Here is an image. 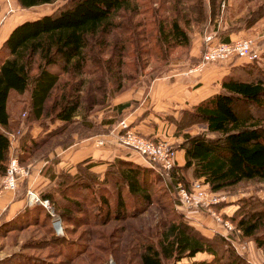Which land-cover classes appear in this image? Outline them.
<instances>
[{
    "label": "trees",
    "instance_id": "1",
    "mask_svg": "<svg viewBox=\"0 0 264 264\" xmlns=\"http://www.w3.org/2000/svg\"><path fill=\"white\" fill-rule=\"evenodd\" d=\"M16 1L22 7H29L54 0ZM152 4L142 6L138 0L131 3L130 0H66L48 13L23 19L12 26L0 44V172H3L10 153L5 132L9 125L6 99L10 89L16 92L29 89V108L36 119L43 114L47 99L58 85L60 91L53 102L55 107L51 121L56 120L59 129H64L83 103L82 87L92 81L86 79V73L99 69L101 64L105 70H110L115 58L113 70L118 77L114 79L117 89L113 91H119L122 86L120 79L129 76L121 72L123 57L127 53L125 50L131 44L134 28L146 22L143 15L145 8H150L154 38L158 47L162 48L163 56L168 48L188 47L190 38L184 29L186 19L183 13L187 10L199 13L202 0H156ZM133 19L135 22L131 24ZM118 33V37L114 36ZM136 33L140 34L138 29ZM220 39L230 40L224 36ZM131 47L136 50V60L141 52L147 51L134 42ZM256 63L255 58L231 65L220 78L216 92L179 109L175 117L166 116L170 121L175 119V133L182 136L177 145L183 149L184 161L181 165H176L174 161L166 172L149 163L115 157L100 173L92 170L91 163L84 160L76 163L74 173H50V181L39 193L41 198L49 200L58 215L60 233L54 230L47 209L37 203L26 204L7 220L1 218L0 225L5 229H20L27 224L46 221L55 250L59 255L71 258L86 249L84 242L65 238L67 231L85 222L81 221L82 214L90 213L96 223L101 213L106 219L134 216L141 210L127 211L126 196L141 206H147L154 198L152 185L158 184V188L168 196L169 202L165 205L172 206L165 211L167 219L155 235L141 229L133 231L138 245L134 264H164L166 261L170 264H251L230 241L240 236L252 238L257 246H264L263 199L254 196L239 199L242 205L228 217L235 230L225 231L224 235L219 232L205 235L185 220L183 213L175 207L173 191L178 181L186 187L190 184L184 176L186 169L190 170L193 178H201L213 192L242 180L264 179V66ZM60 74L67 75L62 83ZM95 82H98L96 90L99 95L91 96L90 103L86 102L84 106L85 110L102 102L106 92L99 77ZM128 104L126 101L112 106L115 119L121 117L120 110ZM197 122L204 124V128L191 133L187 127ZM105 123L109 126L113 120L104 118L94 122L82 119L76 123L75 136L69 131L64 136L62 147L72 143L75 137L102 133ZM59 129L55 126L47 130V136L56 134ZM28 134L21 135L18 159H21L22 153L27 154L37 148L44 139ZM48 169L49 165L43 172L48 173ZM108 181L114 187L112 197L103 186ZM79 235L85 234L80 231ZM104 247L107 248V245L96 248L102 250ZM198 252H205L210 257L192 259ZM16 255L22 257L23 264H52L47 256L20 255L19 252ZM183 257L190 260L182 262ZM6 259H1L0 264H10Z\"/></svg>",
    "mask_w": 264,
    "mask_h": 264
},
{
    "label": "rangeland",
    "instance_id": "2",
    "mask_svg": "<svg viewBox=\"0 0 264 264\" xmlns=\"http://www.w3.org/2000/svg\"><path fill=\"white\" fill-rule=\"evenodd\" d=\"M65 1L66 0H54L49 3H41L29 7H22L17 3L16 0H0V22L3 19L5 20L9 18L10 16L15 18L14 20L17 21L35 18L41 14L52 11L56 7H59L61 4H63ZM132 1L133 0H130V3ZM138 1L142 6H152V3L156 0ZM143 15L146 22L143 24V26L140 25L134 28V34L131 37L130 41L131 44L133 42L135 44L137 43V45L147 49V51L141 52V55H139L138 57L139 59L136 60L134 58L136 50L131 47V44L127 46L125 50V52L127 53L123 57L124 65L121 68V72H124L129 76L123 78L122 80L120 79L122 86L119 91H113V89H117L115 88L117 82L114 79L118 77L116 71L113 70V63L115 62V58H113L112 63L110 64L112 65V68L110 70H105L103 64H101V66H99V69H96L90 73H86V79L92 80V83L86 82L82 87V91H80V93L81 98L83 99V103L78 109L73 120L68 123L64 129H59L56 120L51 121L52 115H54L55 107L53 102L56 94L60 91L58 85L53 89L49 98L47 99L43 114L36 119L33 118L29 108V89L26 88L22 92H16L12 90L10 91L7 101V107L11 121L9 122L8 127L5 128V132L9 139L8 150L9 152H11L9 154H12L14 152L18 162L21 165L25 166L27 169L26 175L19 177L17 184L22 182L33 172L31 167L34 166L35 163L41 162L42 159L47 157L49 153L54 152L56 148L62 147L61 141L68 131L69 133L75 135L77 129L76 126H78V124L76 123L81 121L82 119H91L94 122H98L97 120L100 121L104 118L112 119L113 124L109 126L107 125L108 127L106 126V123L102 125V133L105 132L114 134L116 141V132L118 131L117 122L121 118L119 117L120 119H115L116 117L113 116L114 112H112V109H109L113 106L112 101L115 95L125 89H129L134 85H146L153 77L162 75L171 67L186 68L192 64H195V58H189L188 51L191 44L193 45L197 43V39L199 40L200 52H202L205 48L202 38L206 35H210L213 40L217 41H220L221 36L226 35V33H233L231 39H235L238 37L251 38L256 43V46H258L259 51V56L258 58H256V64L259 66H264V0H202L201 11L199 13H197L196 11L190 12L188 10L183 13L186 19L184 23V29L190 38L188 47L185 48V46H182L179 48H168L165 50V56H163L164 53L162 52V48L158 47V45L156 44V39L154 38L155 28L154 24L151 22L152 19L149 16V7L145 8ZM134 22L135 19L131 20V24H133ZM137 29L139 30L140 34L136 33ZM128 32L130 33V31ZM114 36L118 37L119 33L114 34ZM141 38H143V40H140ZM115 47L117 49V44L115 45ZM103 56H105V53L103 54ZM241 58L246 59L245 57ZM228 59L237 60V57H228L222 60L208 63H217ZM59 77L60 83H62V80L67 78V75L60 74ZM98 77L99 80L102 81V86L106 89V92L102 96L103 100L102 102L99 101L98 104L93 105L90 110H85L84 106L87 103H90L91 96L93 95L96 97L99 95L98 90H96V85H98V82H95ZM166 115L164 117L165 119L167 118ZM170 120L169 122H171V125H173L172 132L175 135V119H173L172 121ZM33 125H36L38 129L35 137H44V141H40L39 146L33 151H29L27 154L22 153V157L20 156L21 159H18V156L20 155L19 153H21V151H19V143L22 141L23 137H21V135H23L24 133L28 134L29 129L33 128ZM55 126L56 129H59V132L47 136V130L52 129ZM203 128L204 124L198 122L193 123L192 125L187 127V129H189L190 131H199ZM178 134L181 135L180 133ZM28 136L29 134L27 135V138ZM149 137L155 140H163L170 144L173 148H176L177 146L175 141L169 142L166 138H160L158 136ZM96 140L99 141L101 139ZM101 141L103 144V140ZM100 143L97 142L98 145H100ZM117 145L124 147L120 143H118ZM54 160L55 156L53 155L51 161ZM145 163L148 164L147 162ZM44 168L45 166H40L39 172L43 173L42 171ZM75 170L76 165L74 166V171L72 173H74ZM59 172L70 173L69 171H67V168L65 170H60ZM187 172L189 174L190 170H184V173ZM3 173L4 170L3 172H0V189H4L2 188ZM196 179L201 178L192 177L190 183ZM35 183L30 187H26L25 190L27 188H32L39 194L46 184L41 186L39 189H36L37 184ZM103 186L107 188V191L112 197V194L114 192L112 182L108 181L107 183H104ZM188 186L189 185H187V187ZM202 189L205 192V194L203 195V197H205L203 200L205 201H203L202 205L198 207H189L184 210L177 208L175 204V207L183 213V217L185 220H196L202 226H204L205 223H208V219H210V214L212 211L218 213L222 220H227L232 223L228 217L234 212V210L242 205V202H239V199L241 198L254 196L264 200V179L242 180L233 186H229L215 192L210 191L207 184L203 183ZM152 195L154 197L153 202H151L147 206H141L137 204L133 198L126 196V199L128 201L127 204L129 206L127 208V211L130 212L141 210V212L136 213V215L134 216L128 215L127 217H124L122 219H106L102 217L104 213H101V216H99V218H101L99 219V222L96 223L93 217L90 216V213L88 215L82 214L81 221L83 220L85 222H82L83 224L71 228L70 231H67L65 234V238L69 240L76 239L79 242H84L86 249L83 252L81 251L70 256L71 258L59 255V253L55 250V248L53 247L54 245L52 244L53 241L49 238L51 237V233L46 221L43 223L36 222L27 224L20 229H5L2 225H0V260L3 258H7L6 261L10 262V264H23L25 261L22 259V257L20 258V256L16 255V253L19 252L20 255L23 254L35 257L47 256L52 264H134L137 261L136 253L138 251V245L137 238L134 237L133 231L136 229H141L145 233L148 232L155 235L156 232H158L161 227H163V223L167 219L165 216V211L170 209L172 206H170V204L165 205V202H169L168 196L163 194L161 189L158 188V184L154 186L152 185ZM212 197L216 198L217 201H214V203H206L207 201L212 199ZM87 208L89 207L87 206ZM217 223L219 224L220 229L224 231L225 229L222 223ZM191 225L193 224L191 223ZM55 228L57 232L62 231L61 224H59V226L57 225ZM80 231H83V233L85 234L83 235L84 238L80 235L78 237ZM199 231L201 232V230ZM44 242L46 243L44 244ZM230 243L233 245L235 250L240 253H244L251 264H264V246H257L252 238L236 236L233 239L231 238ZM105 245H107V248L104 247L102 250L96 248L97 246ZM204 257H210V255H207L205 252H199L196 253L192 257V259H200ZM188 260L190 259L186 257H183L181 259L182 262ZM164 264H170V261H166Z\"/></svg>",
    "mask_w": 264,
    "mask_h": 264
},
{
    "label": "crops",
    "instance_id": "3",
    "mask_svg": "<svg viewBox=\"0 0 264 264\" xmlns=\"http://www.w3.org/2000/svg\"><path fill=\"white\" fill-rule=\"evenodd\" d=\"M14 19L10 16L0 22V44L12 26L19 22ZM223 36L231 39L233 33H227ZM196 42V44H191L188 51V57H194L195 63L199 61L201 54L199 40L197 39ZM242 59L241 57H237V60L228 59L217 63H204L199 69L191 72H185L187 67H171L162 75L153 77L146 85H134L127 90L119 92L113 98L112 104L116 105L117 103L128 101L129 104L120 110L122 112L120 118L124 119V122L131 129L151 137L166 138L169 142L175 141L178 145L182 136L179 134L174 135L172 132L173 125H171V122L167 118H164L165 115L167 114V117L171 115L176 116L179 109L187 108L216 92L219 88V80L222 75L228 71L231 65L246 61V59ZM11 90L15 91L13 89L8 91L6 107L8 106L7 101ZM32 127L29 129V133L32 137H35L38 129L36 125ZM190 132H195V130ZM96 139L103 140V144L101 141L100 145H98ZM117 144L114 134L103 132L82 138L75 137V140L67 146L56 148L54 152L49 153L41 162L35 163L31 167L33 172L22 182L18 183L14 191L0 189V219L7 220L13 217L26 205L24 190L26 187L32 186L35 180V184H37L36 189H39L50 181V173L55 174L66 168L67 171L72 173L76 163L81 160L86 159V162L91 163V169L100 173L104 170L107 162L114 157L146 164V161L138 152L124 145L122 147ZM53 155L55 156V160L51 161ZM174 158L176 165L183 163L182 148L176 146ZM47 165H49L48 173L39 172L40 166L47 167ZM184 176L191 181V172L189 174L188 172L184 173ZM187 220L205 235H211L215 231L225 233V230L222 231L219 224L212 217L208 219V223H205L204 226L200 225L196 220Z\"/></svg>",
    "mask_w": 264,
    "mask_h": 264
},
{
    "label": "built area",
    "instance_id": "4",
    "mask_svg": "<svg viewBox=\"0 0 264 264\" xmlns=\"http://www.w3.org/2000/svg\"><path fill=\"white\" fill-rule=\"evenodd\" d=\"M205 45L204 50L201 52L199 61L187 67L185 72H191L199 69L202 64L222 60L228 57H245L246 60H252L259 56L258 46L251 38H235L228 41L213 40L210 35L202 38ZM118 131L116 132V141L136 152H138L144 160L150 165H155L162 170L168 172L171 169L175 158L173 148L170 144L163 140H155L140 132L131 129L124 119L117 122ZM98 143L101 140H97ZM11 153V152H10ZM27 169L21 165L15 153L9 154L8 160L2 175V188L14 191L17 186L19 177L26 175ZM203 182L201 179L193 180L188 187L184 186L181 182L174 185V196L176 199V207L180 209H187L189 207H198L202 205L205 197V192L202 189ZM25 203L41 204L44 206L51 215L52 226L56 231V226L60 223L57 214L54 213L53 208L47 198H41L39 194L32 188H27L24 195ZM217 199L212 197L206 203H214ZM211 217L214 221L222 223L225 231L235 230L234 225L227 220H222L218 213L211 212ZM57 232V231H56ZM60 233V232H57Z\"/></svg>",
    "mask_w": 264,
    "mask_h": 264
}]
</instances>
